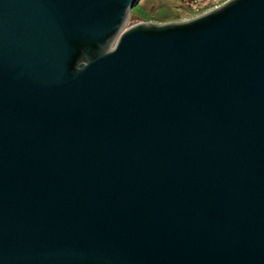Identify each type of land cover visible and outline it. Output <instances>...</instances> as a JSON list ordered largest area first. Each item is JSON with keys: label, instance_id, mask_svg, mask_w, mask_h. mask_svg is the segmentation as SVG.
<instances>
[{"label": "water", "instance_id": "1", "mask_svg": "<svg viewBox=\"0 0 264 264\" xmlns=\"http://www.w3.org/2000/svg\"><path fill=\"white\" fill-rule=\"evenodd\" d=\"M136 2L0 0V264H264V0Z\"/></svg>", "mask_w": 264, "mask_h": 264}, {"label": "rangeland", "instance_id": "2", "mask_svg": "<svg viewBox=\"0 0 264 264\" xmlns=\"http://www.w3.org/2000/svg\"><path fill=\"white\" fill-rule=\"evenodd\" d=\"M226 0H137L129 9L123 28L137 23L164 24L192 19Z\"/></svg>", "mask_w": 264, "mask_h": 264}]
</instances>
